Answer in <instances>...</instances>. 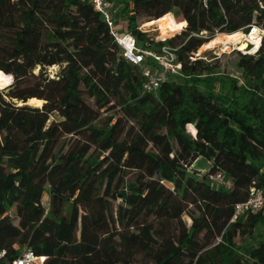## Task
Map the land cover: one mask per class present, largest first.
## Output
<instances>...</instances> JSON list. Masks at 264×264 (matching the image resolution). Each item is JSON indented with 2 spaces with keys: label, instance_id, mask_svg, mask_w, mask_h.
Instances as JSON below:
<instances>
[{
  "label": "trees",
  "instance_id": "1",
  "mask_svg": "<svg viewBox=\"0 0 264 264\" xmlns=\"http://www.w3.org/2000/svg\"><path fill=\"white\" fill-rule=\"evenodd\" d=\"M119 1L140 47L154 42L139 17L181 31L164 42L180 47V76L158 98L141 94L89 4L0 0V71L12 77L0 89V264L22 249L44 264H264V210L233 220L249 188L264 189V40L238 54L239 77L190 59L264 29V0ZM200 158L207 171L189 173ZM216 172L229 190L209 181Z\"/></svg>",
  "mask_w": 264,
  "mask_h": 264
},
{
  "label": "built area",
  "instance_id": "2",
  "mask_svg": "<svg viewBox=\"0 0 264 264\" xmlns=\"http://www.w3.org/2000/svg\"><path fill=\"white\" fill-rule=\"evenodd\" d=\"M16 1V0H14ZM89 4L92 9L97 12L105 25L107 26L110 37L120 49L122 58L135 67L140 75L142 85L141 94L149 95L158 98L159 90L163 83L171 78L180 76L182 65L178 59V48L165 44V40L169 39H152L154 44L150 48L140 47L134 36L127 32V29L122 31L118 18V9L111 7L107 0H78ZM208 0H203L206 5ZM132 4V3H129ZM132 14V7L128 9V16ZM145 27L139 28L142 33L148 35ZM257 32L256 39L259 40L258 51L262 40H264V29L252 27L250 32ZM148 37H150L148 35ZM151 38V37H150ZM191 60L199 59L196 54L190 57ZM209 181L215 183L225 190L232 187V183L226 178L222 172H216L208 177ZM264 210V189L256 186H251L248 191L247 199L238 203L234 207L233 220L241 215L255 214ZM4 252H0V262L3 259ZM46 257L38 256L33 252L22 249L18 256L8 264H44Z\"/></svg>",
  "mask_w": 264,
  "mask_h": 264
},
{
  "label": "rangeland",
  "instance_id": "3",
  "mask_svg": "<svg viewBox=\"0 0 264 264\" xmlns=\"http://www.w3.org/2000/svg\"><path fill=\"white\" fill-rule=\"evenodd\" d=\"M107 2L111 7H114V8L117 7L115 9H118V10L119 9L123 10L124 6H125L124 3L120 2L119 0H107ZM129 7H133L132 4H129ZM120 10H119V12H120ZM170 13L173 16H176L174 11H172ZM118 17L119 18L121 17L120 27L125 28L127 26L126 17H123L121 15V13L118 14ZM148 18H151V17H148ZM148 18L139 17L137 19V25L139 26V28H142L144 21ZM144 29L147 31L148 35L151 38L160 40V34H159V31H157L156 26H151V27L144 28ZM179 33H181V31L174 34V35H177ZM173 36H170L168 38H172ZM206 36L207 35L204 33L203 37H206ZM243 37L245 38V40L241 45H231V46L222 47V48L216 47L213 49H205L204 46L207 43H209V41H210L209 40L207 43H205L203 46H201V48H199V50L195 54H196L197 58L206 60L207 62L212 61V60L217 61L218 64L220 65L221 71L224 70L227 74H230V76H232V77H239L240 74L236 70V67H235V62L238 59V54L254 55L256 53V52L253 53V49H252L254 47V42L246 39L244 34H243ZM162 39H166V38H162ZM218 39H220V38H216L215 40H218ZM215 40H213V41H215ZM250 49H252V51H248ZM239 50H242V51H239ZM251 53H253V54H251ZM56 71H57V68H50L49 69V72H51L52 75ZM37 103L40 104L39 102H37ZM41 105H42V102L37 107H40ZM208 167H209V162L205 158H200L196 161V163L193 165V167L188 170V172L193 173L194 175L200 176V175L204 174V172L207 171ZM197 172H199V174ZM167 186L170 187V185H168V184H167ZM47 202H48V198L46 196H44L43 203L45 205H47ZM183 221L186 223L187 226H189L190 219L188 218V216H184ZM260 234H264V232L258 231L256 236H258Z\"/></svg>",
  "mask_w": 264,
  "mask_h": 264
},
{
  "label": "bare ground",
  "instance_id": "4",
  "mask_svg": "<svg viewBox=\"0 0 264 264\" xmlns=\"http://www.w3.org/2000/svg\"><path fill=\"white\" fill-rule=\"evenodd\" d=\"M151 26H156L157 31H159L160 34V38H168L170 36H173L174 34L179 32V28L172 26L169 21L165 18L162 17L159 20L153 22L150 25L144 26L145 28L151 27ZM246 39H248L249 41L254 42V47L253 49V53H255V51L258 48V42L259 40L256 39L257 37V32L253 31L251 34L249 35H245ZM245 38L243 37V34L241 32H237L235 34L232 35H228V36H222V38L215 40V41H211L209 43H207L204 48L205 49H213L216 47H227V46H231V45H241L244 42ZM252 49L248 50V51H252ZM242 51V50H239ZM251 53V54H253ZM12 82V77L10 75H5L3 72L0 71V89H3L6 86H9ZM38 101L36 100H32V103H37Z\"/></svg>",
  "mask_w": 264,
  "mask_h": 264
},
{
  "label": "water",
  "instance_id": "5",
  "mask_svg": "<svg viewBox=\"0 0 264 264\" xmlns=\"http://www.w3.org/2000/svg\"><path fill=\"white\" fill-rule=\"evenodd\" d=\"M245 35H247V34H245ZM7 87V86H6ZM5 88V87H4ZM29 100H31V99H29ZM23 105H31L29 102H28V100H26V101H22L21 102Z\"/></svg>",
  "mask_w": 264,
  "mask_h": 264
},
{
  "label": "crops",
  "instance_id": "6",
  "mask_svg": "<svg viewBox=\"0 0 264 264\" xmlns=\"http://www.w3.org/2000/svg\"><path fill=\"white\" fill-rule=\"evenodd\" d=\"M119 10H120V9H119ZM118 12H119V11H118ZM120 19H121V17H120V18H119V17L117 18V21H118V23H119V26H120ZM126 27H127V26H126ZM126 27H125V28H121V30H122V31L126 30Z\"/></svg>",
  "mask_w": 264,
  "mask_h": 264
}]
</instances>
